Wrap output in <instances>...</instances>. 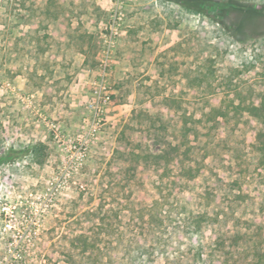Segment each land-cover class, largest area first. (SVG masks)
<instances>
[{
    "label": "rangeland",
    "instance_id": "obj_1",
    "mask_svg": "<svg viewBox=\"0 0 264 264\" xmlns=\"http://www.w3.org/2000/svg\"><path fill=\"white\" fill-rule=\"evenodd\" d=\"M186 1L0 0V158L46 146L0 163V264H64L80 235L111 264L251 262L264 137L244 109L264 104V18ZM185 165L200 176L179 180ZM210 174L225 214L199 225L189 213L218 210L200 205Z\"/></svg>",
    "mask_w": 264,
    "mask_h": 264
},
{
    "label": "trees",
    "instance_id": "obj_2",
    "mask_svg": "<svg viewBox=\"0 0 264 264\" xmlns=\"http://www.w3.org/2000/svg\"><path fill=\"white\" fill-rule=\"evenodd\" d=\"M185 6H190V3H188L186 0H178ZM221 1H214V6H217L220 4ZM230 5L235 7L237 10H239L241 13V16L238 18V20L243 21L244 26H248L249 24H252L255 20L263 19L264 18V7H261L260 9L256 8H250L246 9L243 7V3L239 1H230ZM244 112L248 114L250 120H253L252 122H256L257 125V135L255 137V140L260 141L261 138L264 137V104L263 103H256L252 104L247 109H244ZM220 114H224L221 109L213 108L209 112L203 114V123L205 124V127L208 128V131L210 133H207L206 136L208 137V146H211L214 143V135L211 134V130L218 128V116ZM209 124H211L209 126ZM261 153H262V165L264 166V141H260V145L258 147ZM45 149L46 146L43 144H40L39 146L35 147L31 153H29L28 150H15L10 149L4 156L0 158V163L3 161L8 160H14L17 158L22 157L23 155L32 154L35 157V160H37L38 163H42L45 158ZM175 151L179 152V149L175 147ZM166 161V163L169 162V159L167 157H162ZM201 172L200 169H196L192 166L185 165L181 168L180 173H178L177 177L179 180L185 179L188 181H192L197 179L200 176ZM163 179V178H162ZM157 189H159L157 187ZM161 190V189H159ZM158 190V191H159ZM228 190V189H227ZM224 188V185L221 183L220 179L217 178V175H211L206 178L205 183V189L202 193H200L201 198V206L205 208L209 207H217L218 210L215 212L212 216L207 213H200L197 217L194 216V214L191 212L189 213V218H200V221H197L199 225H202L203 223H215L220 221V217L225 214L223 212V209H221L222 202L226 200V196L229 192ZM161 192V191H160ZM156 205H158V201L156 200ZM259 213L263 216L264 215V209H261ZM260 215V217H261ZM254 230L252 231V241L253 246L250 248L252 252V260L249 264H264V228L262 224L258 221H254ZM71 245H74V248L64 247V251H62V262L64 264H111L112 259L110 261H106L105 253L101 249V239H90L89 237L85 235H80L78 238L74 237L73 239H70ZM75 242H78L79 245H75ZM215 248H218V243H215ZM25 256V255H24ZM24 256H21V260L24 258ZM45 258H47L45 256ZM45 260V259H44Z\"/></svg>",
    "mask_w": 264,
    "mask_h": 264
}]
</instances>
